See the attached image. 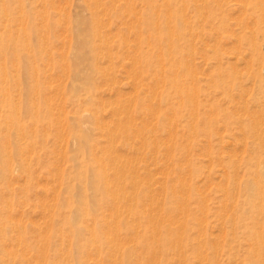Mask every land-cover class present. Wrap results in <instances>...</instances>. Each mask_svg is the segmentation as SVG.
I'll return each mask as SVG.
<instances>
[{"label": "rangeland", "instance_id": "obj_1", "mask_svg": "<svg viewBox=\"0 0 264 264\" xmlns=\"http://www.w3.org/2000/svg\"><path fill=\"white\" fill-rule=\"evenodd\" d=\"M184 1L187 6L181 13L186 24L191 23L186 34L191 33L189 38L195 39L179 41L178 48L180 61L189 65L187 71L176 68L179 84L195 98V105L186 108L172 84L167 88L164 84L170 79L168 66L166 80L157 84V69L136 79L130 58H125L111 81L105 77L110 73L106 70L108 59L101 58L99 63L107 72L96 76L94 89L87 91L75 81L74 71L70 72L75 62V33L70 20L87 15L81 0H0V44L3 38V44L9 45L8 50L0 45L1 138L10 144L12 152L0 157V264H119L128 252L132 254L126 264H249L255 259L251 253L253 242L245 229L252 218L247 196L238 191L239 185L243 187L259 169L257 159L264 158V144H260L264 142V82L257 79L259 74L264 78V41L259 39L257 22L264 14V0ZM156 2V19L165 22L167 13L160 7L163 0ZM175 2L183 7V0ZM135 3L141 15L144 4L140 0ZM200 8L201 14L196 10ZM108 18L104 23L110 24L105 27L110 32L112 53L122 51L120 38L128 39H124L127 45L122 40L125 51L135 48L137 40L128 34L130 25ZM31 25L35 26L33 31ZM143 31V49L151 52L155 40ZM123 32L126 35L122 36ZM24 38L26 43L21 47L13 44ZM250 38L260 46L262 57L254 52ZM158 71L160 75L162 70ZM74 85L79 88L75 90ZM2 88L20 106L15 112L27 137L21 138L16 126L5 132ZM138 104L141 107L137 108ZM34 112L39 121L33 117ZM92 116L95 121L87 119ZM258 117L263 122H257L260 127L256 128L253 123ZM117 125L131 128L134 134L127 140ZM109 131L116 134L112 146L115 150L109 145L110 133H104ZM81 134L88 138L84 147L76 138ZM142 135L150 146L141 147ZM20 145L28 148L29 175L22 173L20 160L13 156ZM7 159L11 170L5 171ZM231 162L235 169L228 168ZM251 163L254 166L248 170ZM103 166L109 184L118 170L125 174L118 185L126 192L119 210L112 198L117 187L100 192L103 184L99 183L98 173ZM234 189L231 198L228 191ZM154 198H159L158 204ZM184 199L186 203L179 204ZM154 223L158 230L153 234ZM135 225L137 230H133ZM77 229L82 230L80 236L74 235ZM94 229L102 231L97 246L90 243V230ZM118 238L119 252L110 248V241ZM162 241L168 246L151 259L147 248H156Z\"/></svg>", "mask_w": 264, "mask_h": 264}, {"label": "bare ground", "instance_id": "obj_2", "mask_svg": "<svg viewBox=\"0 0 264 264\" xmlns=\"http://www.w3.org/2000/svg\"><path fill=\"white\" fill-rule=\"evenodd\" d=\"M44 1V0H43ZM77 1V0H75ZM83 3V8L85 10V12L87 13V15L85 16H76L74 20H70L71 24H73V26H71V28L73 29V32L75 33V44H74V56H72L75 60L74 64L71 65L70 67V72L73 70L74 71V79L76 82H79V84L83 85L84 88H87V91H90L92 89L95 88V83H96V76H105V72L110 71V73H106V80H111L115 78V73L116 70L119 66V64L121 65L120 61L125 59V58H130L129 60L131 61L132 65H133V69H134V75L135 78L138 79V77L143 78L146 74H148L151 70L153 69H157V73H156V80L157 84H159L161 82V79H165L166 80V67L168 66L170 68L169 70V75L168 77L170 78L169 80L165 81V86L167 88V86H171L174 89H176L177 94L180 96V101L181 105L186 108L192 105H195L194 103V96L191 95L192 92H190V90L188 91L187 89H185L183 86H181L179 84L178 78H180V74L177 72L178 69L176 68H181L184 69L186 68V71L189 69V65L188 64H182V62L180 61L181 56V52L178 50L179 48V41H188V39H190L192 36L190 35L191 33L186 34V31L188 30V28L190 27L191 23H187L186 24V18L185 16L181 13V9L183 11V8L185 6H187V3L183 0V4L181 7L180 4H177L175 2V0H163V4L160 5V7H162L164 9V11L167 13L165 17H163L165 19V22L161 20V22L159 23V18L156 19L157 14H156V7L158 8V3L156 2L157 0H140L142 1V3L144 4V11L143 13L140 15L139 14V10H138V5L135 3L136 1L139 0H109L108 3H105L104 0H81ZM119 1H123L125 2L124 4H120ZM198 0H196L197 2ZM195 2V1H194ZM201 2V1H200ZM4 3V1H3ZM198 3V2H197ZM202 3V2H201ZM257 3V2H256ZM4 5V4H3ZM43 5H45L43 3ZM53 5V4H52ZM54 6V5H53ZM82 6V5H81ZM196 6V5H195ZM77 7V4H76ZM198 7V6H197ZM196 7V8H197ZM54 8V7H53ZM5 9V8H4ZM264 9V8H262ZM60 10V9H59ZM58 12L60 13L61 11ZM198 10V12L201 14L202 10L200 9H196ZM57 11V10H56ZM262 11V10H261ZM264 11V10H263ZM186 12V9H185ZM6 13V12H5ZM158 13V12H157ZM206 14V13H205ZM262 14V13H261ZM140 15V16H139ZM7 16V14H6ZM42 16V15H41ZM160 16V14H159ZM158 16V17H159ZM163 16V15H161ZM200 16V15H199ZM206 16V15H204ZM19 17V16H18ZM112 18V19H116V21H122V22H126V25H130L128 28V34H132L133 36H135L137 42L135 41L134 44H136L135 48H126L125 51V47L124 44L122 43V40H128L126 38H120L121 42L119 43V47L121 48V52L117 53V54H113L112 53V46L110 45L109 42V33L106 31V24L109 23H104V18ZM43 18V17H42ZM41 18V19H42ZM66 18V16H65ZM189 18V16H188ZM20 19V17H19ZM205 19V18H204ZM7 20V19H6ZM66 20V19H65ZM125 20V21H124ZM45 21V20H44ZM61 21V20H60ZM254 22V21H253ZM258 22V30L259 32V39H262L264 41V33H263V28H264V14L259 16L257 19ZM67 23V22H66ZM255 23V22H254ZM5 24V23H4ZM25 24V23H24ZM257 24V23H256ZM254 24V25H256ZM18 25V24H17ZM21 25V24H19ZM18 25V26H19ZM110 25V24H109ZM127 27V26H126ZM250 27V26H249ZM66 28V27H65ZM35 29V26L31 25L30 27V31H33ZM191 29V28H190ZM66 30V29H65ZM143 30H147L149 32L150 36H153L154 40H155V44L153 51H145L143 48V46L146 43V36H144V31ZM191 31V30H190ZM189 32V31H188ZM233 32V31H232ZM127 33V32H126ZM126 33L123 32V35H126ZM253 33V32H252ZM66 35V34H65ZM188 35V37H187ZM254 35V34H253ZM197 36V35H196ZM190 37V38H189ZM113 38V37H112ZM111 38V42L112 39ZM2 43L0 45H2L1 48H3L4 46V50H8L9 49V45H4L3 42L6 41L3 38H1ZM44 39V38H43ZM194 38H192L193 40ZM191 39L190 41L193 42ZM195 40V39H194ZM255 39H253L251 41L253 42ZM45 42V40H44ZM63 42V41H62ZM128 42V41H127ZM132 42V41H131ZM11 43V42H10ZM26 43V38L19 40L16 39L14 41L13 44H15L16 47H21L20 45H24ZM124 43L127 45V43L124 41ZM110 45V46H109ZM192 45H194L192 43ZM249 46V44H248ZM252 47L254 49V52L258 53L259 57L261 56V50H260V46L257 44V42H253L252 43ZM69 48V47H68ZM73 48V47H72ZM5 54V53H4ZM64 55V54H63ZM6 56V54H5ZM70 57V56H69ZM20 60V56L18 57ZM36 58V57H35ZM101 58H107L108 60V64H107V68L105 71H103V67H102V63H99V60ZM37 59V58H36ZM65 60V59H64ZM262 60V58H261ZM122 62V61H121ZM172 62V63H171ZM187 62V61H186ZM185 62V63H186ZM73 63V62H72ZM105 63V62H103ZM107 63V62H106ZM105 63V64H106ZM248 63V61H247ZM263 64V63H262ZM187 65V66H186ZM2 66V65H1ZM186 66V67H185ZM251 66V64H250ZM68 67V66H67ZM132 68V67H131ZM173 68H175V71H172ZM125 69V67H124ZM130 69V68H129ZM159 69H161V73L159 75ZM68 70V69H67ZM112 71V73H111ZM190 71V70H189ZM129 72V71H128ZM3 73V72H1ZM151 73V72H150ZM192 73V72H191ZM3 74H6L5 72ZM2 74V77H3ZM66 74V73H65ZM155 74V73H154ZM171 74H173V78H171ZM6 76V75H5ZM68 76V75H67ZM130 76V75H129ZM133 76V75H132ZM131 76V77H132ZM147 76V75H146ZM5 78V77H4ZM3 78V79H4ZM57 78V77H56ZM71 78V77H70ZM105 79V78H104ZM103 79V80H104ZM132 79V78H131ZM134 79V78H133ZM132 79V80H133ZM172 79V80H171ZM259 82L263 83L264 82V78L259 74L258 78ZM73 80V79H72ZM116 80V79H115ZM225 80V79H224ZM17 81V80H16ZM63 81V80H62ZM212 81V80H211ZM26 82V81H25ZM108 82V81H107ZM110 82V81H109ZM134 82L136 83V80H134ZM164 82V81H163ZM115 83V81H114ZM162 83V82H161ZM17 84V83H16ZM74 84V83H73ZM112 85V84H111ZM136 84H134V88ZM145 85V84H144ZM71 86V85H70ZM159 86V85H157ZM163 86V84L161 85ZM138 87V86H137ZM75 90H77L79 87L74 85ZM160 88V87H159ZM172 88V90H173ZM162 89V88H161ZM137 90V88H136ZM135 90V91H136ZM168 90V89H167ZM18 91V90H17ZM2 92L4 93V98H3V106L6 109L5 111V132H8L9 129L13 126L17 127V131L19 132L20 137L22 138L23 136L27 137L25 134V131L19 126V120L17 118V113L15 112V109L18 111L19 109V105L18 104H14V100H11L9 96V93L6 94L4 88H2ZM119 92V91H118ZM147 92V91H146ZM135 93V92H134ZM160 93V91H159ZM36 94V93H35ZM91 93L88 92V96L89 99H92V97L90 96ZM46 95V94H45ZM62 95V94H61ZM18 96V95H17ZM154 97V96H153ZM194 99H193V98ZM245 97V96H244ZM62 98V97H61ZM19 99V98H18ZM47 99V98H46ZM63 99V98H62ZM17 100V99H16ZM34 100V99H33ZM49 100V99H48ZM51 100V99H50ZM18 101V100H17ZM35 101V100H34ZM132 102V101H131ZM136 102H133V104ZM129 104V103H128ZM197 104V103H196ZM103 105V103H102ZM104 106V105H103ZM128 106V105H127ZM127 106H125L127 108ZM132 106V104H131ZM130 106V109H132V107ZM197 106V105H196ZM141 107V104L137 105V108ZM194 107V106H193ZM30 110H32L33 108L31 107V105H29ZM102 109V108H101ZM127 110V109H126ZM129 111V110H127ZM121 112V111H120ZM154 112V111H153ZM23 113V112H22ZM96 113V112H95ZM118 113V112H117ZM130 113V112H129ZM193 113V112H192ZM87 114V113H86ZM194 114V113H193ZM191 114V115H193ZM264 114V113H263ZM262 114V115H263ZM83 115V114H82ZM119 115V114H118ZM196 115V113H195ZM194 115V116H195ZM260 115V114H259ZM117 116V115H116ZM202 116V115H201ZM33 117L35 118V120L39 121V116L37 115V113H33ZM127 117H128V113H127ZM133 117V116H131ZM197 117V116H196ZM195 117V118H196ZM257 117V116H255ZM85 118V117H84ZM119 118V117H118ZM135 118V117H134ZM169 118V117H168ZM191 118H193L191 116ZM259 118V117H258ZM60 119V118H59ZM87 119H92L95 121V117H88ZM127 119V118H126ZM54 120V119H53ZM98 120V119H97ZM120 120V119H118ZM130 120V119H129ZM128 120V121H129ZM134 120V119H131ZM170 120V119H169ZM258 120V119H257ZM261 119L259 118L258 121H254L253 126L256 125V128H259L260 124L263 122L260 121ZM60 121V120H59ZM81 121V120H80ZM83 121V120H82ZM88 121V120H87ZM127 121V122H128ZM260 121V123H259ZM73 122V121H72ZM130 122V121H129ZM259 125H258V123ZM61 123V122H59ZM88 123V122H87ZM99 123V122H98ZM133 123V121H132ZM256 123V124H255ZM89 124V123H88ZM117 124V123H116ZM115 124V125H116ZM60 125V124H59ZM64 125V124H63ZM262 125V124H261ZM62 126V124H61ZM66 126V125H65ZM75 126V124H74ZM87 126V125H85ZM104 126H106L104 124ZM118 126V125H117ZM252 126V127H253ZM259 126V127H258ZM119 127V126H118ZM123 127V129H121ZM121 128L119 127L120 131H123L127 138V140L130 138L131 134H134V132H132L131 128H128L127 126H122ZM145 127V126H144ZM251 127V128H252ZM75 128V127H74ZM102 128V127H100ZM117 128V127H116ZM193 128V127H192ZM242 128V127H241ZM240 128V129H241ZM3 129L2 127V123L0 120V143H1V147H0V157L5 158L8 157V155H12V152L9 150L10 149V144H6L2 141L1 138V130ZM64 129V128H63ZM85 129V128H84ZM115 129V128H114ZM254 129V128H252ZM105 130V129H103ZM109 130V129H107ZM112 131V129H110ZM118 130V128L116 129ZM193 130V129H192ZM256 130V129H255ZM254 130V132H255ZM264 130V129H263ZM62 131V129H61ZM86 131V130H85ZM84 131V132H85ZM111 131L109 132H104V133H110L109 135V145L110 147L115 146V137L116 134H113ZM196 131V130H195ZM243 131V130H242ZM259 133V130H256ZM262 131V130H260ZM115 132V130H114ZM253 131H251L252 133ZM252 134H255V133ZM62 133V132H61ZM65 134V133H64ZM260 134V133H259ZM263 134V131L261 133V135ZM106 135V134H105ZM107 135V136H108ZM258 135V134H257ZM260 135V136H261ZM65 136V135H64ZM134 136V135H133ZM245 136V135H244ZM138 137V134H137ZM254 137V135H253ZM258 136H256L257 138ZM264 137V135H263ZM262 137V138H263ZM76 138L80 141L81 145L84 144L87 145L88 143V138L87 136L81 134L79 135V137L76 136ZM139 138V137H138ZM142 140H141V147L144 148V146H150V143L148 142V138L145 136H141ZM261 138V137H259ZM30 139H34V136H30ZM107 139V138H106ZM118 140V139H117ZM139 140V141H140ZM155 140V138H154ZM257 140V139H256ZM259 140V139H258ZM264 140V139H263ZM214 142V141H213ZM244 142V141H243ZM59 143V142H58ZM118 143V142H117ZM155 143V142H153ZM162 143V142H161ZM245 143V142H244ZM132 144V143H131ZM209 144V143H208ZM260 144H264V142L261 141ZM76 145V144H75ZM172 145V144H171ZM259 144H257L258 146ZM261 145V146H262ZM60 146V145H59ZM77 146V145H76ZM156 146V143H155ZM70 148V147H69ZM76 148V147H75ZM113 148V147H112ZM111 148V149H112ZM115 148V147H114ZM113 148V150H115ZM138 150V149H137ZM28 151V148L22 147V145L18 146L15 148V151L13 153V156L16 155L17 158L20 160L21 163V168L23 169L22 173L25 175H29V158H27L26 156V152ZM105 151V150H104ZM111 151V150H110ZM145 151V150H144ZM114 152L116 155V151H111ZM140 152V151H139ZM28 153V152H27ZM113 153V154H114ZM144 153V152H143ZM30 154V153H29ZM118 154V153H117ZM168 154V153H167ZM95 155V154H94ZM107 155V154H106ZM120 155V154H119ZM154 155V154H153ZM220 155V154H219ZM235 155V154H234ZM31 156V155H29ZM114 156V155H113ZM189 156V155H188ZM237 156V155H236ZM95 157V156H94ZM169 157V155H168ZM113 158V157H112ZM118 158V157H117ZM238 159H240L239 157H237ZM96 159V158H95ZM98 159V158H97ZM156 159V158H155ZM188 159V158H187ZM117 160V159H116ZM98 161V160H97ZM96 161V162H97ZM103 161V160H102ZM188 161V160H187ZM240 161V160H238ZM115 162V161H114ZM121 162V161H120ZM165 162V161H164ZM222 162V161H221ZM99 163V161H98ZM97 163V165H98ZM104 164V162H102ZM116 163V162H115ZM118 163V162H117ZM239 163V162H238ZM257 166H258V170H256L254 172V174L250 177L251 179H248V181L246 182V184L242 187L241 185H239V193L240 195L243 194V196H247V205L249 207L248 209V214L251 215V223L247 225L246 232L249 234L248 238L253 242V247H252V255L255 257V259H252L250 261L249 264H264V158H259L257 159L256 162ZM18 165V164H17ZM102 165V164H101ZM100 165V166H101ZM113 165V164H111ZM122 165V164H121ZM253 163L249 164L248 166V170L252 169ZM169 166V164H168ZM3 167L5 168V171L11 170V163L10 160L7 159L5 160ZM105 166H103L102 168H100L99 173H98V178H99V183L103 184L102 188L100 189V192H104L107 191L108 189H110V187L112 188L117 187V191H113V192H117L114 193L112 198L115 200V206L117 208V210H119L120 208H122L123 206H121V204L123 205V196L125 197L126 192L124 191V188H118L119 183L122 182L121 178L123 174H121V172L118 170V168L116 170H118V175L116 173L117 176L116 178L111 182V184H109V182L107 181V177L106 176V168H104ZM117 167V166H115ZM114 167V168H115ZM172 167V166H171ZM59 168V167H58ZM224 168V166H223ZM229 169H235V164L234 162H231L228 166ZM168 169V168H167ZM116 170H114L116 172ZM122 170V169H121ZM126 170V169H125ZM190 170V169H189ZM237 170V169H236ZM92 171L95 172V169H93ZM238 171V170H237ZM123 172H125L123 170ZM136 172V171H135ZM10 173V172H8ZM7 173V174H8ZM134 173V172H133ZM237 173V172H236ZM251 173V172H250ZM11 174V173H10ZM125 175V174H124ZM123 175V176H124ZM137 175V174H136ZM227 175V174H226ZM90 176V175H89ZM88 176V177H89ZM235 176V175H234ZM237 176V174H236ZM8 177V176H7ZM6 177V178H7ZM228 177V176H227ZM134 178V177H133ZM137 178V177H136ZM237 178V177H236ZM1 179V178H0ZM113 179V177H112ZM227 179V178H226ZM7 180V179H6ZM60 180V179H59ZM185 181V179H183ZM239 179H236V181ZM135 181V180H134ZM182 181V180H181ZM188 181V180H186ZM185 181V183H186ZM90 182V181H89ZM88 182V183H89ZM183 182V181H182ZM227 182V181H226ZM60 183V182H59ZM165 183V182H164ZM189 182H187L186 185H188ZM93 185H96V182L92 183ZM138 184V182H137ZM89 185V184H87ZM121 185V184H120ZM148 185V184H147ZM150 185V184H149ZM227 185V183H226ZM124 186V185H123ZM133 186V185H130ZM9 187V186H8ZM183 187V186H182ZM188 187V186H185ZM132 188V187H131ZM134 188H136L134 186ZM190 188V187H189ZM183 189V188H182ZM237 189V188H236ZM77 190V189H76ZM90 190V189H89ZM135 190V189H134ZM181 190V189H180ZM226 187L224 189V191L226 192ZM47 191V190H46ZM164 191V190H163ZM135 191H133L132 193H134ZM162 192V191H161ZM187 192V191H186ZM186 192L184 193L185 195H188V192L186 194ZM234 191H228L229 195L231 196V198H234ZM123 193H125V195H123ZM132 193H130L132 195ZM237 193V192H236ZM78 194V193H77ZM76 194V195H77ZM112 194V192H111ZM161 194V193H160ZM75 195V196H76ZM126 197V198H130ZM155 194H153L154 196ZM181 195V194H180ZM183 195V194H182ZM181 195V196H182ZM184 195V198H185ZM195 195V194H194ZM74 196V197H75ZM78 196V195H77ZM133 196V195H132ZM160 196V195H159ZM108 197L109 193H108ZM187 197V196H186ZM89 198V197H88ZM151 198H153L151 196ZM162 198V196H161ZM159 199V198H158ZM158 199L156 200L154 198V201L156 200L157 204H158ZM188 199V198H187ZM78 200V199H77ZM76 200V201H77ZM93 200V199H92ZM131 200V199H130ZM152 200V199H151ZM236 200V199H235ZM80 201V200H79ZM91 201V200H90ZM185 202L179 203V204H183L186 203V199H184ZM93 202V201H92ZM178 202V201H177ZM205 202V201H204ZM207 202V201H206ZM223 202V201H222ZM44 203V202H43ZM81 203V202H80ZM91 203V202H90ZM94 202L91 204L92 206ZM225 205V204H224ZM131 206V204H130ZM181 206V205H180ZM186 206V205H185ZM207 206V205H206ZM223 206V205H222ZM224 207V206H223ZM232 207V206H231ZM236 207V206H235ZM233 208V207H232ZM116 210V211H117ZM162 210V209H161ZM180 211V209H179ZM182 211V210H181ZM180 211V213H181ZM204 211V210H203ZM225 211V210H224ZM73 212V211H72ZM187 213V210L185 209L184 213ZM205 212V211H204ZM79 213V212H77ZM118 213V212H116ZM145 213V212H144ZM206 213V212H205ZM228 212H225V214H227ZM136 213H133V215H135ZM232 214V213H231ZM136 215H140V214H136ZM82 216V213H81ZM151 216V215H150ZM186 216V215H185ZM233 216V215H232ZM111 217V215H110ZM152 217V221H156L157 218L155 216H151ZM234 217V216H233ZM232 217V218H233ZM75 218H79L76 214H75ZM118 219V218H117ZM162 219V218H161ZM201 219V218H200ZM206 219V217H205ZM223 219V218H222ZM234 219V218H233ZM236 219V218H235ZM162 221V220H161ZM171 221V220H170ZM203 221V220H202ZM201 221V224L203 223ZM205 221V220H204ZM157 222V221H156ZM181 222V221H180ZM183 222V221H182ZM177 223V222H176ZM205 223V222H204ZM223 223V222H222ZM87 224V223H86ZM115 224V228L116 227V222H114ZM139 224V223H138ZM23 225V224H22ZM174 224H172L173 226ZM181 225V224H180ZM184 225V224H183ZM224 225V224H223ZM129 226V224H128ZM234 226V225H233ZM133 230H137L136 225L133 226ZM204 227V226H203ZM202 227V228H203ZM182 228V227H181ZM114 229V228H113ZM180 229V227H179ZM233 229V228H232ZM158 228H157V223L152 224V233L154 234L155 232H157ZM85 231V230H84ZM105 232V231H104ZM110 232V231H109ZM108 232V233H109ZM167 232V231H166ZM181 232V229H180ZM82 233V230L77 229L74 233V235L76 236H80ZM102 233V231H99L98 229H94V230H90V235H91V244L94 246H97L100 243V234ZM116 233V231H115ZM183 233V231L181 232ZM200 233V232H199ZM233 233V231L231 232ZM86 234V233H85ZM172 234V233H171ZM203 234V233H202ZM230 235V233H229ZM232 235V234H231ZM20 240V235H18ZM114 237V236H113ZM119 237V236H118ZM171 237V235H170ZM130 238V237H129ZM235 238V237H234ZM227 239V238H226ZM229 239V238H228ZM53 240V239H52ZM70 240V238H69ZM109 240V239H108ZM128 241V240H127ZM235 241V240H233ZM117 242V243H116ZM185 242V241H184ZM19 243V242H18ZM48 243V242H47ZM119 238L118 241L115 240V242H111L110 241V248L113 249V251H117L119 252L120 247H119ZM163 244L158 245L156 248L154 246L152 247H148L146 250L147 255L151 256V259H156L157 256L162 252V248H165L166 246H168V242H160ZM180 243V242H179ZM231 243V242H230ZM234 243V242H233ZM232 243V244H233ZM228 244V243H227ZM70 245V244H69ZM98 248V247H97ZM217 251V248L216 250ZM114 256L116 257V252H114ZM121 253V252H120ZM74 254V253H73ZM132 252H128L126 254H124L121 263L119 264H126L127 262H129L130 257H131ZM215 254V253H214ZM206 255V254H205ZM198 256V255H197ZM201 257V256H200ZM19 258V257H18ZM75 258V257H74ZM113 258V257H112ZM200 259V258H199ZM206 259V258H205ZM204 259V260H205ZM202 259H200L199 261H201ZM44 261V260H43ZM206 261V260H205ZM29 262V261H28ZM76 263V262H75Z\"/></svg>", "mask_w": 264, "mask_h": 264}]
</instances>
